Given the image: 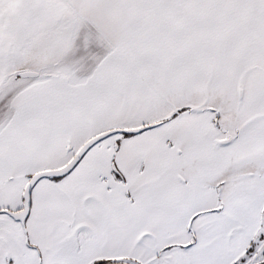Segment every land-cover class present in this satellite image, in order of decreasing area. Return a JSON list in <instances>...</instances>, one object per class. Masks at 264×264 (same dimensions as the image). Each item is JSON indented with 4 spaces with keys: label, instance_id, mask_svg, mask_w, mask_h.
Masks as SVG:
<instances>
[{
    "label": "snow or ice",
    "instance_id": "1",
    "mask_svg": "<svg viewBox=\"0 0 264 264\" xmlns=\"http://www.w3.org/2000/svg\"><path fill=\"white\" fill-rule=\"evenodd\" d=\"M0 264H264V0H0Z\"/></svg>",
    "mask_w": 264,
    "mask_h": 264
}]
</instances>
